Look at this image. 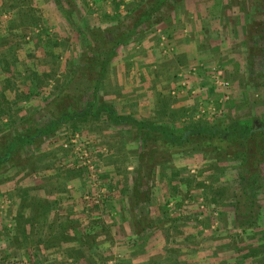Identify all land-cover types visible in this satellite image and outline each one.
Returning <instances> with one entry per match:
<instances>
[{"label":"rangeland","instance_id":"1","mask_svg":"<svg viewBox=\"0 0 264 264\" xmlns=\"http://www.w3.org/2000/svg\"><path fill=\"white\" fill-rule=\"evenodd\" d=\"M154 1L0 0V155L103 101L178 133L237 120L254 136L166 147L106 114L61 125L0 165V264H264V0H167L100 74L74 25L119 36Z\"/></svg>","mask_w":264,"mask_h":264},{"label":"trees","instance_id":"2","mask_svg":"<svg viewBox=\"0 0 264 264\" xmlns=\"http://www.w3.org/2000/svg\"><path fill=\"white\" fill-rule=\"evenodd\" d=\"M167 0H155L149 7H147L138 17V19L129 28L123 30L119 36L113 34V29H89L84 30L76 27L74 29L80 36V44L85 51H90L95 56V61L100 65V74L103 73L108 60L115 54L116 48L130 36L140 22L149 19L152 14L156 13L159 8L166 3ZM66 16L70 17L69 9L65 11ZM91 41L96 44H92ZM100 52L105 56L100 59ZM102 114H106L110 123L114 125L126 124L133 127L137 133L147 132L159 136L161 144L166 147L185 145L193 136H201L213 138L221 142L233 143L236 141L247 142L248 139L254 136L255 132L253 126L242 123L237 120H231L223 126L197 124L192 129L176 132L173 127L165 123H153L146 120L138 119L131 114H120L108 102H100L96 107H92V102L85 106L80 111H62L55 119L41 127H30L24 132L16 134L11 140L7 142L4 152L0 155V165L4 164L12 153L20 146L32 144L35 139L42 136H49L53 134L61 125L75 121L87 116L98 118ZM262 133H264V121L261 123ZM262 140L264 141L263 134ZM264 151V149H263ZM140 233L147 229V224L142 225ZM33 257V256H32ZM28 264H34V260L27 257Z\"/></svg>","mask_w":264,"mask_h":264},{"label":"crops","instance_id":"3","mask_svg":"<svg viewBox=\"0 0 264 264\" xmlns=\"http://www.w3.org/2000/svg\"><path fill=\"white\" fill-rule=\"evenodd\" d=\"M263 216H264V214H263ZM263 222H264V220H263ZM257 236V235H256ZM249 243V242H248ZM255 244H257L256 246L258 247V246H260V245H263V244H261L260 243V238L258 237V241L255 243ZM259 244V245H258ZM257 249V248H256ZM227 258H228V261L229 262H236V261H240V255H241V253H235L234 251H229L228 253H227ZM264 257V253H263V255H261V259ZM257 258H260V256H258V257H256V259Z\"/></svg>","mask_w":264,"mask_h":264}]
</instances>
